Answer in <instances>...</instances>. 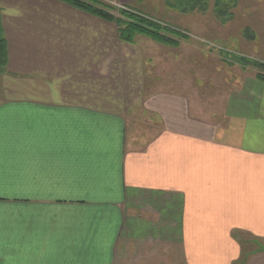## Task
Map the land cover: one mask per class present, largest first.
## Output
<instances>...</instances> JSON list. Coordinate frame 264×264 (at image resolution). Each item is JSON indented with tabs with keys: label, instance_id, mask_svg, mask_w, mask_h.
<instances>
[{
	"label": "crops",
	"instance_id": "obj_1",
	"mask_svg": "<svg viewBox=\"0 0 264 264\" xmlns=\"http://www.w3.org/2000/svg\"><path fill=\"white\" fill-rule=\"evenodd\" d=\"M0 8V264H176V238L185 264H264V107L214 123L115 21Z\"/></svg>",
	"mask_w": 264,
	"mask_h": 264
},
{
	"label": "rangeland",
	"instance_id": "obj_2",
	"mask_svg": "<svg viewBox=\"0 0 264 264\" xmlns=\"http://www.w3.org/2000/svg\"><path fill=\"white\" fill-rule=\"evenodd\" d=\"M103 1L118 19L139 14L159 25L161 38L139 28L131 39L121 36L148 48L149 87L186 94L198 115L217 124L249 105L264 107V0ZM181 246L176 238V264H185Z\"/></svg>",
	"mask_w": 264,
	"mask_h": 264
},
{
	"label": "trees",
	"instance_id": "obj_3",
	"mask_svg": "<svg viewBox=\"0 0 264 264\" xmlns=\"http://www.w3.org/2000/svg\"><path fill=\"white\" fill-rule=\"evenodd\" d=\"M64 1L69 2L81 9H84L86 11L99 15L101 17H104L106 19L116 20L120 27V34L123 38L131 39L132 34H134V32L136 31L135 29H138V28L153 36H157L160 38L164 36L159 30L160 29L159 25H157L154 22H150L144 17H141V15L139 14L135 15V14H131L126 11H123L124 14L128 13L131 16H133L132 19L138 18L136 20H139V23L142 26L134 24L136 20H132L130 23H128L127 16L121 17V19L116 18V16L114 15L112 11L113 9H111L112 7L103 0H64ZM0 12H1V8H0ZM140 21H143V22H140ZM124 24H125V27L122 28ZM155 25L157 27H155ZM7 60H8L7 41L3 33V28L1 24V13H0V71L5 70L6 65H7Z\"/></svg>",
	"mask_w": 264,
	"mask_h": 264
}]
</instances>
